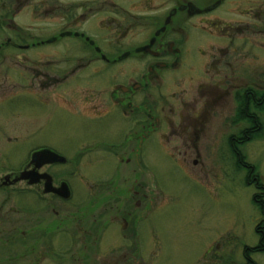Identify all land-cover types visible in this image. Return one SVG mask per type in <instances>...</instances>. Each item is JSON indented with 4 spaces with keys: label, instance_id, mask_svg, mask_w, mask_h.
Listing matches in <instances>:
<instances>
[{
    "label": "rangeland",
    "instance_id": "1",
    "mask_svg": "<svg viewBox=\"0 0 264 264\" xmlns=\"http://www.w3.org/2000/svg\"><path fill=\"white\" fill-rule=\"evenodd\" d=\"M214 1L21 0L14 18V5L0 0V18L6 14L18 31L9 28V21L0 24V181L20 173L33 149L47 146L67 160L50 171L71 192L64 205L42 196L38 202L36 189L22 182L0 187V264H122L121 255L132 257L134 247L140 264L247 263L246 248L256 250L257 229L264 228V214L254 202L260 191L247 175L256 171L264 185V110L257 112L259 137L245 144L237 136L251 123L235 124L234 118L239 90L264 91V0H225L208 14L192 19L178 11L172 18L175 24L185 22L189 58L181 73L163 74L161 83L136 97L153 116H169L174 127L162 124L140 152L135 138L128 143L126 136L140 129L136 116L116 111L99 120L80 104L75 114L57 107L56 95L64 86L48 89L49 76L65 72L69 85L97 87L110 105L106 88L111 80L139 81L153 59L143 53L111 69L84 38L105 55L111 49L134 50L146 45L171 11L185 3L204 9ZM207 55L223 57L217 65L229 68L217 73ZM81 64L86 67L77 68ZM40 83L48 84L45 90ZM182 112L199 116L186 141L192 145L200 136V158L171 151L183 150L184 139L172 136V129L181 132L177 116ZM235 152H241L243 164ZM144 187L148 198L137 209L139 198L132 192ZM104 203L113 208L102 211ZM126 207L134 208L129 223L138 243L130 248L131 239L124 240L127 249L110 250V241H123L116 218ZM102 224L105 239L97 233ZM49 242L55 246L48 248ZM251 259L264 264V252Z\"/></svg>",
    "mask_w": 264,
    "mask_h": 264
},
{
    "label": "flooded vegetation",
    "instance_id": "2",
    "mask_svg": "<svg viewBox=\"0 0 264 264\" xmlns=\"http://www.w3.org/2000/svg\"><path fill=\"white\" fill-rule=\"evenodd\" d=\"M217 1L218 0H215L209 7L213 6V4H215ZM185 4H188V3H185ZM13 7H15V9H16L15 12L13 13V17L16 18L17 15L19 14V13L17 14V12L21 8V0H15ZM2 8L4 9V10H2L3 12H6V10L9 9L8 7H5V6ZM8 14H10V13H8ZM1 20H2V22L9 21V28L14 29L15 32H18L17 29L15 28V23L13 22L12 19L11 20L7 19L6 14L4 17L1 18ZM110 23H117V21L113 20ZM164 24H165V22L158 28V30H156V32L153 34L151 39L146 41L147 42L146 45H144L143 47H139V48H136V49L130 50V51H125L122 53H119L118 51L113 52V50L111 49L110 51H108V53H106L107 55H105V54H103V52L100 48L96 47L93 44V41L90 42V40L87 37L84 38V41L89 46H91L93 48L95 47L94 51L97 54V56L99 57L100 61L105 62L108 66L111 67V69H113L114 67H116L119 64H122V62H125L127 60H131V59L135 60V59H137L138 56H142L144 54L153 59V62L148 66L147 71L145 72V74L143 73V75L141 76L139 81H136L135 79L130 78L131 82L124 85V84H118V83L114 82V80H111V83L109 84L108 88H106V90L109 91L107 96H108V100H109L110 105H108V104L106 105V103H103L101 97L99 96V93H101V92L98 93L97 87L87 88L85 86H81L80 84L76 85L73 83H72V85H69L70 84L69 83V78H70L69 75L70 74H67L65 72H62L61 76L59 74L51 75V76L47 75L51 78L49 85L47 83L46 84L40 83L39 89L45 90L46 88H43V87L48 85L49 90L50 89L56 90L58 88L59 91H61V88H63V86H64L62 94L56 95L57 100L60 101L57 104L58 106L57 105L56 106L61 108V109L62 108L67 109L71 112H74L75 114H79V113H77L79 111L77 108L80 104V107L84 108L83 112L84 111L85 112H87V111L93 112L94 115L99 120L106 119L109 115H112L116 111L120 112L121 115H123L125 117H131V116L135 117L136 116V121L135 120L134 121H135V123H137V125H139L138 127H140V129L138 131H136L135 135H134V133H130L126 136L128 138V143L135 138L136 144H137L136 145L137 151L136 150L135 151L136 152H138L139 150L141 151L144 147L145 141L149 140V138L151 137V133L152 132L157 133V130H159V128L162 124H165V125L169 124L171 127H174L173 121L169 118V116H166V117L164 116L162 119L159 117L153 116L151 114L152 113L151 109H147V106L145 105V102L143 101L144 99H140L139 97H136L137 93H140V91H143L146 88L150 87L151 84L161 83L163 81V78H162L163 74L164 75H166L167 73L175 74L177 71L182 70L181 65H182L183 60L186 58V55H187L186 51L184 50V46L189 41V37L184 33L185 30L183 29L185 26V22L182 20L180 22H177V24H175V22L173 20V22H171V24L166 28V30L164 32L157 35V33L160 32L159 30H161L164 27ZM117 25L120 26V24H117ZM127 31H130V28H128ZM11 44L12 43H10V40H9L6 44L7 48H8V45H11ZM14 45H17V44H14ZM18 47H20V46H18ZM146 47H149V49H148V51H146L144 53L143 50ZM199 52H202V50L200 49ZM0 54H1V51H0ZM204 54L205 53L203 52V55ZM223 55H225V54L223 53ZM188 58L189 57H187L186 59H188ZM215 58H216L215 55H207V58H206L207 61L206 62L210 64L209 66L215 67L213 69L217 73H220V72L224 71L225 69L229 68L227 63H226L227 67L223 66L224 68L217 65L221 62V59L223 57H220L219 59H215ZM92 62H93L92 60H89L87 63L91 64ZM79 67L80 68L86 67V64L78 65L77 68H79ZM75 72L76 71H73V74ZM180 73H181V71H180ZM208 73H209V71H208ZM111 78L113 79L114 76H112ZM180 79H183V78L181 77ZM178 80L179 79H177L175 81H178ZM175 81H173V82H175ZM87 94H89V96H90L89 98H87V97L81 98L80 97V96H86ZM181 105L187 106L188 104H187V102H183V103H181ZM162 111H164V108L162 109ZM80 115H84V114H80ZM177 117L179 119V123H180L179 128H180L181 132H180V134H178V130L172 129V136H176L181 140L184 139V142H183L184 145H182V147H181V149H183L182 151H180L177 147H172V150H171L172 153H176L175 151H178V153H182L185 155L188 153H193V154H196L198 158H200L201 157L200 156L201 151H200V147L198 146V143H197L200 140L199 139L200 136L198 134H196L195 135L196 139H195L194 144H192V145L188 144V141L192 138L191 133H188V132H190L192 127H194L193 124L198 125V121H200L199 116L198 115H189V114L182 112V113H179V115ZM163 136H164V138L166 137L165 134ZM163 136H162V138H163ZM186 140H188V141H186ZM123 145H124V142H122L120 147L122 146V148H123ZM168 148L169 147H167L165 149L168 150ZM47 150L55 152L47 146H44V147L38 146L35 149H33L32 151H33V154H35V153L44 152ZM127 161L129 162L130 159H128ZM29 163L24 167V169L22 171H24L26 169V167L29 165ZM39 163H40V161H37L35 164L31 165L29 169L35 170L39 174L50 175L53 179L52 181H53L54 187L59 188L63 183H65V181H55V178L51 175V171H50L54 167L61 166V164L44 165L41 168L36 169V166L39 165ZM193 164L195 166H197V165H199V162L197 160H195L193 162ZM181 165L182 164H180V166ZM22 171H20V173H13V175H11V177H9L8 179H5L6 177L1 179L0 187L13 186L15 179H17L20 176ZM17 183H19V182H17ZM22 183H25L28 186L27 182H22ZM15 185H17V184L15 183ZM45 185H46V181L44 179H41L37 184H35L33 186V188H35L36 192H37L36 195H34L37 198V201L42 196L43 198L49 197L50 199H52L53 202L57 201V202L65 205L64 201L61 198H59L58 196H56L54 194L46 195L44 193ZM143 191H146L145 187L143 188V190L138 188V190L132 192L133 196L135 198H139V200L136 203L137 209H139L138 207L142 206V202L146 201L145 199L148 198L147 193L143 192ZM100 195L102 196V191H100ZM148 205L145 206L146 207L145 210H147V208L150 207V202ZM102 208H103L102 211H105L108 209H112L113 207L108 208V205L106 203H104L102 205ZM132 208L130 209V208L126 207L125 209H123V211L121 212L122 216H119V213H118L117 218H116L117 219L116 223H117L118 229H119L118 235L120 236L121 240L123 239V241H114V242L110 241V243H108L109 246L107 247L110 250L127 249V244L129 242H125L124 240H129V239H131V245H129L130 248L134 245L135 246L137 245V243H138L137 239L139 238V236H135V233H134L135 229L131 228L132 230H134V231H131L130 223H129L130 216H132L134 213V211H133L134 208L133 209ZM56 213H58V212H56ZM102 219H103V217H101L100 222H102ZM134 225L136 226L135 221L134 222L131 221V226L133 227ZM96 228H97V225H96ZM103 228H104V225L103 224L100 225L97 233L99 234L100 237L105 239L104 238L105 233H104ZM116 231H117V229L115 230V232ZM116 234H117V232H116ZM47 245H48V248H49V245L55 246V244L51 243V242L46 244V246ZM132 249H133L132 251L134 254V255H132V257L127 253L121 255L120 259H121V261H123L122 264H134V263L140 264V261H135V259L138 258V254L136 255L137 252H136L135 247ZM108 264H111V263H108ZM115 264H118V263H115Z\"/></svg>",
    "mask_w": 264,
    "mask_h": 264
},
{
    "label": "trees",
    "instance_id": "3",
    "mask_svg": "<svg viewBox=\"0 0 264 264\" xmlns=\"http://www.w3.org/2000/svg\"><path fill=\"white\" fill-rule=\"evenodd\" d=\"M6 1L14 5L15 0H6ZM1 22L2 20L0 18V24ZM236 101L238 108L236 109L237 113H236V117L234 118L235 124H239L241 122L251 123L250 127L244 129L242 133H239V135L237 136L239 140H244V144H245V142L247 141L249 142L254 137H259L258 134H259L261 121L258 118L257 112L264 110V91L258 92L257 90L254 89L239 91L236 95ZM237 148L239 150V147ZM235 153H237V162L243 164L244 159L241 158L242 157L241 152L239 154L238 152ZM255 173L256 171L255 172L249 171L247 175L249 181H251L250 184L254 185L260 191V194L255 196L254 202L257 205V207L261 210L262 214H264V203L262 202L264 196V185L260 181L258 175L254 176ZM256 233L260 236V242H259L260 244L256 248V250L246 248V252H245V257L247 260L246 264H256L251 259V255L253 253L256 254L257 252H264V228H258Z\"/></svg>",
    "mask_w": 264,
    "mask_h": 264
},
{
    "label": "water",
    "instance_id": "4",
    "mask_svg": "<svg viewBox=\"0 0 264 264\" xmlns=\"http://www.w3.org/2000/svg\"><path fill=\"white\" fill-rule=\"evenodd\" d=\"M224 2V0H218L213 6L207 7L206 9H199L196 8L195 5L192 3H188L186 5H183L182 7H179L178 9H175L171 11L170 15L168 16L167 19H165V24L164 27L159 30L160 32L157 33L159 35L160 33L164 32L167 28L168 25L171 24L172 18L177 14V12H186L189 18L198 16V15H203V14H208L210 12L215 11L218 9L221 4ZM75 36H78L75 34ZM149 47H146L143 52L145 53L148 51ZM37 161H40L39 165L36 166V169L41 168L44 165H51V164H65L67 162L64 157L59 156L58 154L51 152V151H44V152H39L34 154L32 157V161L29 166L35 164ZM8 179V178H6ZM41 179H44L46 181L45 185V194H55L58 197L64 199V200H69L71 197V192L69 190V186L67 184H62L60 188H55L53 186V179L51 176L48 174H39L37 171L32 170V171H27V169L21 173L20 177H18L14 183L20 182V181H26L30 186L37 184Z\"/></svg>",
    "mask_w": 264,
    "mask_h": 264
}]
</instances>
